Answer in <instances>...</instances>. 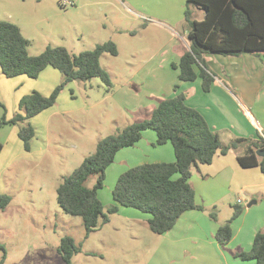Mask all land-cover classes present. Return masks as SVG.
<instances>
[{
  "label": "rangeland",
  "instance_id": "rangeland-1",
  "mask_svg": "<svg viewBox=\"0 0 264 264\" xmlns=\"http://www.w3.org/2000/svg\"><path fill=\"white\" fill-rule=\"evenodd\" d=\"M62 1L0 0V20L20 26L30 40L31 55L48 45L65 46L78 54L108 40L116 43L119 53H104L100 59L110 86L100 77L71 80L52 107L28 120L36 130L29 151L19 137L20 122L0 128V193L12 196L8 207L0 210L4 264H66L58 251L65 236H72L81 248L72 264H203L197 256L216 252L220 264H255L237 256L241 251L234 253L230 245L219 249L217 239L208 233L196 242L187 240L180 250H169L164 235L149 228L148 213L123 205L109 213L119 177L164 148L150 144L148 135L140 145L122 148L106 170L98 197L109 222L87 236L82 217L61 208L57 188L64 177L95 152L102 138L150 116L155 97H169L175 83L181 84L173 63L179 62L181 48L190 43L185 35L187 0H73L72 6ZM62 81V73L52 66L38 77H7L0 67V119L10 120L19 112L23 96L34 90L50 95ZM97 177L91 175L86 185L93 187ZM225 196L214 207L222 221L253 199L239 187ZM250 209L234 221V230L264 217V199ZM3 256L0 248V261Z\"/></svg>",
  "mask_w": 264,
  "mask_h": 264
},
{
  "label": "trees",
  "instance_id": "trees-1",
  "mask_svg": "<svg viewBox=\"0 0 264 264\" xmlns=\"http://www.w3.org/2000/svg\"><path fill=\"white\" fill-rule=\"evenodd\" d=\"M205 10L204 19L193 18L190 5ZM184 17L189 27L190 48L180 57L173 67L178 69L180 81L192 82L198 77L203 79V89H211L214 76L208 72L205 54L241 55L244 52L264 51V0H187ZM30 40L24 36L19 25L0 20V67L7 77L28 75L38 77L48 66L60 70L63 81L50 95L34 90L23 96L19 102L20 111L8 120L0 119V128L8 123H21L19 137L26 150L31 149V141L36 135L34 126L28 120L52 107L63 89L71 80L86 81L100 77L106 85H111L109 73L101 65L104 53L118 55L119 50L113 40L97 44L92 50L72 54L65 46L48 45L44 51L31 55L28 51ZM180 84L174 86L177 92ZM184 92L160 99L150 116L130 123L121 131L102 138L94 153L64 177L57 188V199L67 214L80 216L87 236L101 225L109 222V214L98 197V191L104 187L106 170L115 161L122 149L134 146L143 136V132L152 129L157 134V145L171 143L176 159L173 162H148L136 165L125 171L117 180L113 189L115 204L109 213L118 211V206L136 208L148 213L149 228L163 234L171 230L180 216L188 210H205L196 202L195 190L191 184L192 167L212 163L216 153L227 154L240 144H246L244 154L238 155L243 167L259 166L264 173V158L256 153L264 149V139L238 137L224 144L204 115L188 105ZM3 144L0 142V153ZM96 174L97 181L88 187L86 181ZM12 201V196L0 193V210H4ZM242 212L235 209L233 216L220 224L215 238L219 243L227 244L233 236L232 221ZM210 217L218 219L215 210ZM4 256L0 264L6 260ZM81 250L72 236L62 238L58 251L66 264H72V257ZM237 256L256 264H264V230H259L249 251H241Z\"/></svg>",
  "mask_w": 264,
  "mask_h": 264
},
{
  "label": "crops",
  "instance_id": "crops-1",
  "mask_svg": "<svg viewBox=\"0 0 264 264\" xmlns=\"http://www.w3.org/2000/svg\"><path fill=\"white\" fill-rule=\"evenodd\" d=\"M190 9L193 18L204 19V9L194 4L190 5ZM186 28L185 35L188 37V25ZM189 48L190 43L186 42V47L180 50L179 59ZM204 57L208 72L214 76L211 89L209 91L203 89L201 77L192 82L179 79L181 84L178 91H171L169 97L179 92L186 93L188 105L204 115L224 144H228L238 137L251 138L252 140L264 139V51L259 54L244 52L236 56L207 53ZM49 68L50 66L46 67L44 71ZM155 98L157 103L154 108L160 99L166 97ZM146 135L149 136L150 144H156L157 134L154 135L145 130L142 139L135 146L140 145ZM163 147L162 150L155 152L153 157L142 159L140 164L175 161L173 145L166 143L163 144ZM246 148V144H240L227 154L218 151L212 163H200L192 167L191 184L195 190L196 202L203 205L205 210L193 209L184 212L175 226L162 234L168 242L169 250H180L182 244L184 245L187 240L196 242L195 240L203 234L208 233L215 237L220 224L225 221H222L219 215L218 219L214 220L209 213L219 203L224 202L225 194L233 187H239L241 192H247L253 199L249 202L251 205L249 206L248 203L240 215L232 221V239L223 245L218 242L219 249L229 245L234 253L251 249L256 233L259 230H264V217L260 216L259 219L251 221L243 227L233 229L235 220L242 215L249 214L250 207L264 199V173L261 168L259 166L243 167L238 161V155L244 154ZM145 218L148 222L150 215ZM195 252L197 253V251ZM199 258L203 264H220L218 252L215 256L201 254V257L197 256L196 260ZM248 260H252L256 264L255 260Z\"/></svg>",
  "mask_w": 264,
  "mask_h": 264
},
{
  "label": "built area",
  "instance_id": "built-area-1",
  "mask_svg": "<svg viewBox=\"0 0 264 264\" xmlns=\"http://www.w3.org/2000/svg\"><path fill=\"white\" fill-rule=\"evenodd\" d=\"M75 3H74V1L73 0H63L62 1V5H64V6H68V5H70V6H72V5H74ZM242 200L241 199H239V202H241Z\"/></svg>",
  "mask_w": 264,
  "mask_h": 264
},
{
  "label": "water",
  "instance_id": "water-1",
  "mask_svg": "<svg viewBox=\"0 0 264 264\" xmlns=\"http://www.w3.org/2000/svg\"><path fill=\"white\" fill-rule=\"evenodd\" d=\"M256 153H257V155L259 156V157H262V158H264V149H258L257 151H256ZM251 205V203H249V206Z\"/></svg>",
  "mask_w": 264,
  "mask_h": 264
}]
</instances>
